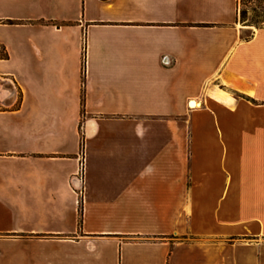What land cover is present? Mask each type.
<instances>
[{
    "label": "crops",
    "instance_id": "crops-1",
    "mask_svg": "<svg viewBox=\"0 0 264 264\" xmlns=\"http://www.w3.org/2000/svg\"><path fill=\"white\" fill-rule=\"evenodd\" d=\"M2 244L264 264V25L238 0H0Z\"/></svg>",
    "mask_w": 264,
    "mask_h": 264
},
{
    "label": "rangeland",
    "instance_id": "rangeland-1",
    "mask_svg": "<svg viewBox=\"0 0 264 264\" xmlns=\"http://www.w3.org/2000/svg\"><path fill=\"white\" fill-rule=\"evenodd\" d=\"M238 21L244 25H250L254 27L264 25V1L254 2L252 4L246 3L245 0H238ZM257 6L256 9L251 7ZM242 10L245 11L242 14ZM249 241V239H248ZM1 251L4 253L5 258L0 264H18L17 257L19 253V247L13 244H2ZM235 252L232 257L238 258V251L237 249L234 250ZM10 257V258H9Z\"/></svg>",
    "mask_w": 264,
    "mask_h": 264
},
{
    "label": "built area",
    "instance_id": "built-area-1",
    "mask_svg": "<svg viewBox=\"0 0 264 264\" xmlns=\"http://www.w3.org/2000/svg\"><path fill=\"white\" fill-rule=\"evenodd\" d=\"M79 185H74V190H76L77 193L80 191V185H82V172L79 170L73 177Z\"/></svg>",
    "mask_w": 264,
    "mask_h": 264
},
{
    "label": "trees",
    "instance_id": "trees-1",
    "mask_svg": "<svg viewBox=\"0 0 264 264\" xmlns=\"http://www.w3.org/2000/svg\"><path fill=\"white\" fill-rule=\"evenodd\" d=\"M260 1H264V0H245V2L246 3H249V4H252V3H254V2H260ZM238 4H239V2H238ZM251 8H253V9H256L257 8V6L255 5L254 7H251ZM242 14H244L245 13V11L244 10H242V12H241Z\"/></svg>",
    "mask_w": 264,
    "mask_h": 264
},
{
    "label": "water",
    "instance_id": "water-1",
    "mask_svg": "<svg viewBox=\"0 0 264 264\" xmlns=\"http://www.w3.org/2000/svg\"><path fill=\"white\" fill-rule=\"evenodd\" d=\"M193 101H190V103H192Z\"/></svg>",
    "mask_w": 264,
    "mask_h": 264
}]
</instances>
